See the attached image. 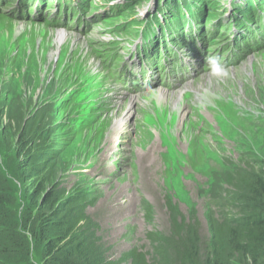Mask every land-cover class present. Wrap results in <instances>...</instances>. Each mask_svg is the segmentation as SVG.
Returning a JSON list of instances; mask_svg holds the SVG:
<instances>
[{
  "label": "rangeland",
  "instance_id": "1",
  "mask_svg": "<svg viewBox=\"0 0 264 264\" xmlns=\"http://www.w3.org/2000/svg\"><path fill=\"white\" fill-rule=\"evenodd\" d=\"M169 1L65 0L63 10L58 0L0 3V194L12 188L4 204L8 210L3 211L13 210L16 218L6 225L0 215L4 224L0 243L10 236L18 240V231L29 238L31 257L36 253L32 232L24 230L32 178L30 167L23 164L32 165L44 150L56 155L58 185H45L47 192L55 194L53 201L70 204L76 192L85 197L82 227L68 243L81 245L82 255L92 262L132 264L130 252L137 249L148 264H177L175 241L187 236V226L197 221L203 263L211 253L215 262L222 257L230 264H245L229 257L227 240L214 242L207 208L215 211L220 224L244 218L241 199L252 193L235 174L241 172V177L251 179L264 170V31L252 23L238 25L240 13L235 14L233 4L244 6L248 0H220L216 21H204L205 12L201 23L195 22L188 30L175 28L169 34L166 24L162 31L154 27L144 42L155 34L159 37L156 67L150 59L132 67L141 38L130 45L135 37L129 34L137 32L138 22L147 23L160 3L169 14L166 22L172 23L178 2L169 5ZM132 5L134 14L121 16ZM33 14H39L38 18ZM258 15L263 20L256 22L263 24L264 11ZM218 21V28H224L217 29L221 34L217 33L216 42L226 37L227 56L221 52L215 56L211 51L217 43L211 46L210 38L195 32L203 28L207 36ZM76 22L80 29L71 28ZM143 29L148 26L139 33ZM61 32L78 40L58 47L54 37ZM172 36L178 43L168 51L162 45ZM112 48L122 56L118 64L123 68L116 70L115 61L107 58ZM176 58L188 61L189 69H183ZM210 58H215L216 70ZM202 68L206 73L199 74ZM189 83L193 88L186 91L183 111L177 116H170V109L163 111L150 99L160 88L180 92ZM90 88L100 96L93 122L75 132L71 117L86 108ZM101 89L109 92L102 95ZM200 90L209 95L204 102L196 100ZM135 97L138 104L132 109L129 101ZM33 132L39 135L29 161L19 145ZM248 155L256 161L250 164ZM114 162L119 167L116 176ZM229 172L235 178L233 185L227 182ZM7 179L12 183L4 184ZM209 180L215 183L214 189L235 192L238 199L225 202L212 197L207 190ZM42 211L47 212L38 206L35 215ZM50 235L61 233L54 228ZM5 257L0 253V264H12Z\"/></svg>",
  "mask_w": 264,
  "mask_h": 264
},
{
  "label": "trees",
  "instance_id": "2",
  "mask_svg": "<svg viewBox=\"0 0 264 264\" xmlns=\"http://www.w3.org/2000/svg\"><path fill=\"white\" fill-rule=\"evenodd\" d=\"M6 1L11 2L12 0ZM248 1L249 4H245L244 6L238 5L236 2L233 4V7H235L236 11L235 14L240 13L236 20L238 25L240 27H248L249 23L257 24V26L262 28L264 31V23L262 24V22H256L257 19H262L258 13L260 10H264V2L258 4L259 0ZM7 2L0 0V3ZM176 2H178V8L176 11L177 14L172 20L173 25L171 22L170 24L169 22H166L169 14L168 12L166 13L165 7L161 4L158 9V12L162 16L161 18L157 16V13H154L153 17L150 18L147 23L138 22L139 28L135 29L137 32L131 33L129 35L137 38L139 35V30L142 26H144V24L148 26V29L143 32L144 40L148 39L151 36V33L154 32V26L159 27L162 31L164 24H166L169 28L166 33H172L169 31L174 30L175 28V31L179 32L178 29H180V27L188 29L189 26L193 25L197 21H200L201 23L202 16L205 12L208 16L204 17V21H216L219 19L216 17V12L217 8H220V0H170L169 5H174ZM184 7L187 8V12H184ZM83 11L85 13L86 9ZM133 14L134 11L132 5L130 7V11L127 13L125 12L121 16L127 18ZM224 14L225 12L221 13L220 16ZM220 22L221 21H218L216 25L209 28L208 33L206 34L207 36H205V30L203 28L197 29L195 32H197V35L201 37L210 38L211 46L217 43V48L213 49L211 53L215 52V55H218V53L221 52V55L227 56L230 52V48L229 44L223 42L226 37H223L218 42H216V35L217 33H220L219 31L217 32V29L219 30L220 28H224H218V24ZM145 32L147 33L145 34ZM179 34L181 36V33ZM155 36H157V34H155ZM190 36L192 37V35ZM176 43H178V38L172 36L169 38V43L163 45V47L166 46L168 51H171V45ZM107 58L109 60L115 61V68L122 67L118 65V61L121 59V57L117 56V51L115 48H112L110 51H108ZM154 65L156 67V64ZM87 111L88 108H85L81 114H76L75 116L71 117V123L75 132L78 131L79 127L86 125V122H84V117L86 116ZM87 116L92 118L93 114H87ZM38 135L39 133L36 134L33 132L26 139V141L19 145V149H22V151L24 150L21 155H29V161L31 158L30 153H32L33 146L36 145ZM28 151L30 152L28 153ZM55 156V153H47L43 150V152H39L38 155L34 157L35 162H33L32 165H29V163L23 164L26 169H29V167L31 169V190L27 198L29 201L27 207L28 218H26V216L24 217V222H26L24 230L27 231L28 229L29 232H32V241L34 239V249L36 250L34 257H31L32 245L30 246L29 238L18 231V235L16 234L18 240H14V237L10 236L9 238H6L5 241L0 243V245H2L0 253L6 255L4 260H10L12 264H101L99 262H92L88 256H83V252H81V245L78 244L75 246V244H77L76 242L72 244L68 243L70 237L82 227H80V223L84 220V218L82 215L81 203L85 201V197H83L82 194H77L76 192L75 195L71 197L70 204L62 203L61 205V203L58 204V202L55 203L53 201L55 194H53V191L47 192L45 185L48 183H53L54 187H57L58 185V175L54 169L56 162ZM246 158L250 159V164L252 161H256L254 158L251 160L252 157H250V155L246 156ZM22 167L23 166L21 165V168ZM235 175L241 178L239 180L240 184L242 187L249 190L252 193V196L247 195L244 199H241V207L245 217L239 220H233L230 222V224H220L213 214L215 211L211 207L207 208L210 213V222L214 230V242L216 244H220V242L227 240V243L230 246L229 257L231 256L238 262H243L245 264H264V170L262 169L256 177L253 176L251 179L247 178L246 176L241 177V172H236ZM227 177V182L230 185H233L235 178L231 176V172L228 173ZM212 180H209L207 184V190L212 197H216L217 199L222 198L225 202L228 200L232 201V199H238L235 192L232 194H226L228 192L223 193L218 189H214L212 185H215V183L212 182ZM5 182L12 183V181L10 182L8 179L3 183L5 184ZM4 189L5 186L2 191ZM8 192L10 195L13 194L11 187L9 191L7 189L3 191L2 194H0V215L3 223L6 225H8L9 222L14 223V220H16L12 213L13 210L9 209L11 212H8L7 214L3 211V208H7V205L4 204H7L6 201L8 199ZM168 204L171 206L170 201ZM38 206L40 210H46L47 212L45 213L42 211L36 216L35 208H38ZM171 209L175 210L173 207H171ZM1 219L0 226L2 225V227H4ZM194 220L196 221V219ZM29 222H32L31 226H29ZM196 226H199L197 221L195 225L187 226V228L190 229V233L187 236H184L183 239L180 237L175 241V244L178 245L175 247L176 258L178 259L177 264H230V262L228 263L222 257L220 258V262H215L211 253H208L206 261L203 263L200 254L201 239ZM54 228H58L61 235H57L56 237L51 236L50 229ZM12 243L14 244L12 245ZM71 248L74 251L70 250ZM130 257L132 264H148L145 255L139 252L137 249H134L130 252Z\"/></svg>",
  "mask_w": 264,
  "mask_h": 264
},
{
  "label": "bare ground",
  "instance_id": "3",
  "mask_svg": "<svg viewBox=\"0 0 264 264\" xmlns=\"http://www.w3.org/2000/svg\"><path fill=\"white\" fill-rule=\"evenodd\" d=\"M55 36V35H54ZM57 36V37H56ZM56 36L54 37V39L57 41V44H58V47H60V46H62V44H66L67 43V45H68V43H70V39H71V41H77L78 39H77V37H75V36H69V35H67L65 32H61V33H56ZM71 37V38H70ZM72 42V43H73ZM65 48V47H64ZM156 40H153L152 42H151V44H150V46H149V54L151 55V58H153V56L155 55V53H156ZM141 57H143V54L142 53H139L137 56H136V58H135V61H134V63L136 64L137 62V60H139ZM182 66L183 67H187V65H186V63L185 62H182ZM215 72H217V71H215ZM202 73H206V71H204V70H202L199 74H202ZM208 73H211V72H208ZM207 73V74H208ZM198 74V75H199ZM210 76V75H209ZM210 78V84H211V86H214V79H213V77L211 76V77H209ZM203 81H198V82H193V83H202ZM192 83V82H191ZM191 83H189V85H188V87H186V88H184V89H182L180 92H168V90L167 89H165V88H160V89H162V90H159V91H157L155 94H153V95H151L152 97L150 98V99H153L154 101H156L157 102V104H158V106H160V109L161 110H163V111H165V108H168V109H170V111H169V113H170V116L172 115V116H177L178 115V113H180L181 112V110H182V108H183V106H184V104H185V96H186V91L188 90V89H190V88H193V87H191ZM208 84H209V82H208ZM194 86V85H193ZM208 86H210V85H208ZM210 86V87H211ZM203 88H206V86L205 87H203ZM196 89V88H195ZM169 90H171V89H169ZM201 91V90H200ZM200 91H196L197 93H198V95H197V98H196V100H200V101H202V102H204L205 101V97H208L209 95H207V94H202V91L200 92ZM139 97V96H138ZM193 99V98H192ZM138 104V101H137V98L135 97V98H133V99H131L130 101H129V107H132V109H133V107H135L136 105ZM196 104V103H195ZM198 106V105H197ZM134 111V110H133ZM183 111V110H182ZM127 115V117H126V121H128V115L130 114V111L128 112V113H126ZM125 116V115H124ZM130 119V118H129ZM117 121V120H116ZM124 120H121V122H123ZM118 122V121H117ZM117 122H116V124H117ZM120 122V121H119ZM125 124V123H124ZM203 130V127L202 128H200V131H202Z\"/></svg>",
  "mask_w": 264,
  "mask_h": 264
},
{
  "label": "clouds",
  "instance_id": "4",
  "mask_svg": "<svg viewBox=\"0 0 264 264\" xmlns=\"http://www.w3.org/2000/svg\"><path fill=\"white\" fill-rule=\"evenodd\" d=\"M210 63L213 64V66H214V70H216V68L218 67V65H217V63H216L215 58H210Z\"/></svg>",
  "mask_w": 264,
  "mask_h": 264
}]
</instances>
